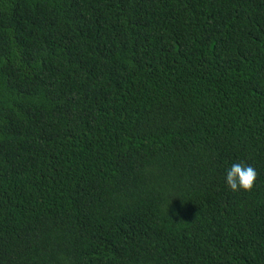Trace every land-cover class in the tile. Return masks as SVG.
Segmentation results:
<instances>
[{
  "label": "trees",
  "instance_id": "obj_1",
  "mask_svg": "<svg viewBox=\"0 0 264 264\" xmlns=\"http://www.w3.org/2000/svg\"><path fill=\"white\" fill-rule=\"evenodd\" d=\"M0 264H264V0H0Z\"/></svg>",
  "mask_w": 264,
  "mask_h": 264
},
{
  "label": "clouds",
  "instance_id": "obj_2",
  "mask_svg": "<svg viewBox=\"0 0 264 264\" xmlns=\"http://www.w3.org/2000/svg\"><path fill=\"white\" fill-rule=\"evenodd\" d=\"M256 178L257 172L251 165L243 162L233 163L226 170L224 183L233 192L250 190Z\"/></svg>",
  "mask_w": 264,
  "mask_h": 264
}]
</instances>
